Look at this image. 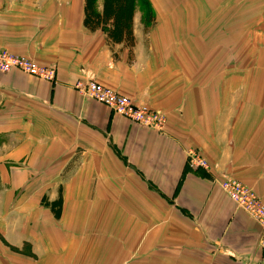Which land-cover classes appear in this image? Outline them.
<instances>
[{
  "label": "crops",
  "instance_id": "1",
  "mask_svg": "<svg viewBox=\"0 0 264 264\" xmlns=\"http://www.w3.org/2000/svg\"><path fill=\"white\" fill-rule=\"evenodd\" d=\"M147 2L150 19L136 0L132 33L114 38L87 0H0V48L56 71L0 70V264H264L259 224L220 184L264 200V104H243L264 84V0ZM234 75L227 104L211 78L231 94ZM88 80L162 110L165 131L93 99Z\"/></svg>",
  "mask_w": 264,
  "mask_h": 264
},
{
  "label": "built area",
  "instance_id": "2",
  "mask_svg": "<svg viewBox=\"0 0 264 264\" xmlns=\"http://www.w3.org/2000/svg\"><path fill=\"white\" fill-rule=\"evenodd\" d=\"M12 68H19L29 74L50 80H53L56 75V71L52 67L41 66L28 56L18 55L0 48V70L9 71ZM77 86L93 99L133 122L159 132H164L166 129L167 115L148 104L138 103L133 97L104 86L95 80H88L85 83L78 82ZM188 154L192 166L210 168L208 160L196 150H190ZM220 184L237 207L259 224L261 229L259 243L264 249V201L262 198L252 188L234 177L225 176Z\"/></svg>",
  "mask_w": 264,
  "mask_h": 264
},
{
  "label": "trees",
  "instance_id": "3",
  "mask_svg": "<svg viewBox=\"0 0 264 264\" xmlns=\"http://www.w3.org/2000/svg\"><path fill=\"white\" fill-rule=\"evenodd\" d=\"M140 1L143 8L146 10L144 19L149 20L151 16L149 12V10H151L149 3L147 0ZM94 2L95 0H87V21L89 23H101L100 17H103L104 21L102 24L104 26H106L107 23L111 24V27L108 29L110 36L117 38L119 36H124L125 32L129 35L132 33L130 26L136 0H105L109 9L103 12V15L95 11ZM113 4H115V6H113Z\"/></svg>",
  "mask_w": 264,
  "mask_h": 264
},
{
  "label": "rangeland",
  "instance_id": "4",
  "mask_svg": "<svg viewBox=\"0 0 264 264\" xmlns=\"http://www.w3.org/2000/svg\"><path fill=\"white\" fill-rule=\"evenodd\" d=\"M222 1V0H221ZM221 6V2H219L218 0V7ZM222 8V7H220ZM149 12H151V10H149ZM224 13H220L218 14V16H222ZM225 16V15H224ZM150 19V18H149ZM224 19V17H223ZM222 19V20H223ZM220 77L217 78V77H213L211 78V81H213V83H215L216 81L218 82L217 83V87L219 90V93L221 94V99H222V102L224 103H227V104H230V101L231 100H234L233 104H239V99H238V96H240L241 93L240 90V85L242 83L241 81V78L240 77H237L236 75L232 76V78L230 79L231 83H229L232 87H233V92L231 94H229L228 90V85L226 84V82L224 81L223 79V83H221L219 81ZM255 80V79H254ZM264 80V78H263ZM261 89V92H258V94H256V92H246L244 93L243 95L245 96L244 97V101H243V104H246L247 103V100L249 101V104H264V84H261V86L259 87ZM262 89H263V92H262ZM237 97V98H236ZM236 98V99H235ZM153 108V107H152ZM156 109V108H154ZM156 110H159V111H162L160 109H156ZM163 112V111H162ZM159 132V131H158ZM191 150H196V149H191ZM190 151V150H189ZM188 151V153H189ZM198 152V150H196ZM204 157V156H203ZM205 158V157H204ZM188 161H189V164H190V158H189V154H188ZM191 165V164H190ZM192 166V165H191ZM193 167H196V166H193ZM197 168H201V167H197ZM203 168V167H202ZM238 180V179H237ZM240 182H242L243 184H246L245 182L239 180ZM248 185V184H246ZM249 186V185H248ZM250 188H252L254 191L255 189L251 186H249ZM256 192V191H255ZM257 193V192H256ZM263 200V199H262ZM264 201V200H263ZM45 205H50L51 208L54 210L55 213H59L60 210H61V207H62V196L59 195L58 198H56V200H53V201H50V200H47L45 199ZM2 235V234H0ZM96 254H99V253H89L88 254V261L90 262L92 259H98L97 257H100L101 254H99L97 257H96ZM98 262V261H97ZM82 263H86V262H82ZM80 263V264H82ZM96 264V263H95ZM121 264H127V262L125 260H122L121 261Z\"/></svg>",
  "mask_w": 264,
  "mask_h": 264
}]
</instances>
